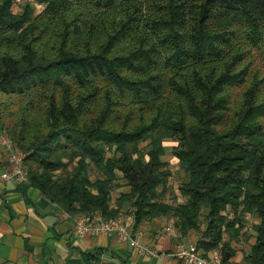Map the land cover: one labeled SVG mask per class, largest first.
I'll return each mask as SVG.
<instances>
[{"label":"trees","instance_id":"trees-1","mask_svg":"<svg viewBox=\"0 0 264 264\" xmlns=\"http://www.w3.org/2000/svg\"><path fill=\"white\" fill-rule=\"evenodd\" d=\"M32 1L0 0V119L29 183L264 264V0Z\"/></svg>","mask_w":264,"mask_h":264},{"label":"crops","instance_id":"crops-1","mask_svg":"<svg viewBox=\"0 0 264 264\" xmlns=\"http://www.w3.org/2000/svg\"><path fill=\"white\" fill-rule=\"evenodd\" d=\"M3 137L0 119V264H182L173 255L179 244L195 243L201 237L198 233L183 236L176 228L175 234L169 235L164 228L169 219L145 222L138 229L134 227V219L126 222L131 232L129 237L116 233L80 236L73 217L64 214L30 183L2 179V173L9 168ZM172 190L174 197L178 194L174 183ZM130 215H121L115 221L124 222ZM132 240L160 254H141ZM239 248L231 264H245L244 250L249 248V243Z\"/></svg>","mask_w":264,"mask_h":264},{"label":"built area","instance_id":"built-area-1","mask_svg":"<svg viewBox=\"0 0 264 264\" xmlns=\"http://www.w3.org/2000/svg\"><path fill=\"white\" fill-rule=\"evenodd\" d=\"M23 0H16L17 4H20ZM30 2H33L30 0ZM37 5V4H36ZM40 7L39 5H37ZM3 144L7 150V160L9 168L2 173V179L6 182L17 181L20 183H29L28 175L25 170L26 153L18 150L15 144L9 137H3ZM68 217L69 214L64 212ZM134 219L133 215H130L124 222L120 220L108 221L101 215H81L79 217H73L75 228L80 236H108L118 234L120 237H129L131 232L128 224ZM246 229L250 233H254V224L256 219L248 215L245 219ZM166 233L169 235L175 234V220L169 219L167 225L164 226ZM136 250L141 254H148L152 256H158L160 253L158 250L153 249L148 245H142L137 240H132ZM181 260L182 264H224L222 257L219 253H211L205 255L204 251L198 247L196 243L181 242L177 251L173 254Z\"/></svg>","mask_w":264,"mask_h":264},{"label":"rangeland","instance_id":"rangeland-1","mask_svg":"<svg viewBox=\"0 0 264 264\" xmlns=\"http://www.w3.org/2000/svg\"><path fill=\"white\" fill-rule=\"evenodd\" d=\"M170 146H171V144L169 145V147H170ZM174 181H175V185H177V184H178L177 179H175ZM172 195H173V190H172V192L168 195V197H169L168 199L172 200V199H173Z\"/></svg>","mask_w":264,"mask_h":264}]
</instances>
